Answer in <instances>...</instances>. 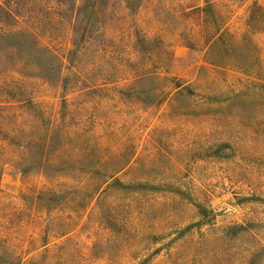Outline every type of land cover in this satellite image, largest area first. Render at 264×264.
I'll return each mask as SVG.
<instances>
[{
  "label": "rangeland",
  "instance_id": "obj_1",
  "mask_svg": "<svg viewBox=\"0 0 264 264\" xmlns=\"http://www.w3.org/2000/svg\"><path fill=\"white\" fill-rule=\"evenodd\" d=\"M0 264H264V0H0Z\"/></svg>",
  "mask_w": 264,
  "mask_h": 264
}]
</instances>
